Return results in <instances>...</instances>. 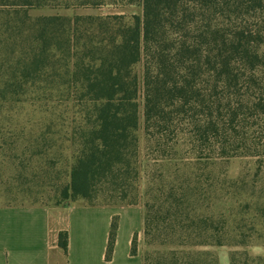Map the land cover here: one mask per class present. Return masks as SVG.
<instances>
[{
  "label": "trees",
  "instance_id": "16d2710c",
  "mask_svg": "<svg viewBox=\"0 0 264 264\" xmlns=\"http://www.w3.org/2000/svg\"><path fill=\"white\" fill-rule=\"evenodd\" d=\"M80 202L140 206L143 264H264V0H0V207Z\"/></svg>",
  "mask_w": 264,
  "mask_h": 264
},
{
  "label": "crops",
  "instance_id": "0c3cea01",
  "mask_svg": "<svg viewBox=\"0 0 264 264\" xmlns=\"http://www.w3.org/2000/svg\"><path fill=\"white\" fill-rule=\"evenodd\" d=\"M119 218L116 247L107 260L113 222ZM144 215L137 207H90L80 202L60 207H0V264H143L134 256L142 242ZM68 232L69 254L59 236ZM255 255L264 256L257 247Z\"/></svg>",
  "mask_w": 264,
  "mask_h": 264
},
{
  "label": "rangeland",
  "instance_id": "374dc122",
  "mask_svg": "<svg viewBox=\"0 0 264 264\" xmlns=\"http://www.w3.org/2000/svg\"><path fill=\"white\" fill-rule=\"evenodd\" d=\"M30 14L34 17L39 16H80V15H93V16H140L142 15V9L138 7H128V8H116V7H106L101 9H80V10H34L31 11ZM241 170V165L239 161H235L231 164L230 174L232 177H237L239 175V171ZM144 240L142 238V242H139V251L142 253L143 251ZM254 248L252 253L255 254ZM218 257L220 258V264H230L229 260V249L228 248H216L214 249Z\"/></svg>",
  "mask_w": 264,
  "mask_h": 264
}]
</instances>
